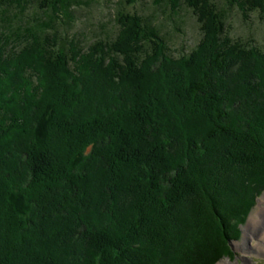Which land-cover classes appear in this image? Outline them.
Segmentation results:
<instances>
[{
	"label": "trees",
	"instance_id": "obj_1",
	"mask_svg": "<svg viewBox=\"0 0 264 264\" xmlns=\"http://www.w3.org/2000/svg\"><path fill=\"white\" fill-rule=\"evenodd\" d=\"M141 1L117 0L116 22L132 24V37L126 46L110 41L112 78L97 90L98 71L77 67L67 32L68 18L93 0H37L33 13L27 0H0V46L9 52L0 47V264H215L234 255L228 241L240 236L257 193L251 188L264 182V103L259 117L233 110L232 57L223 45L232 10L246 15L247 4L264 0H184L208 23L179 55L136 10ZM155 2L175 12L179 0ZM14 38L39 45L48 72L35 61L6 65ZM56 128L64 132L61 164L52 150ZM215 161L240 177L237 203H222L231 187L223 166L211 168ZM104 162L107 183L96 172ZM128 172L137 195L122 223L117 198ZM189 197L186 229L176 211ZM85 232L94 234L89 262L76 245Z\"/></svg>",
	"mask_w": 264,
	"mask_h": 264
},
{
	"label": "rangeland",
	"instance_id": "obj_2",
	"mask_svg": "<svg viewBox=\"0 0 264 264\" xmlns=\"http://www.w3.org/2000/svg\"><path fill=\"white\" fill-rule=\"evenodd\" d=\"M27 2L31 6L28 7L27 10L32 13L37 10V0H27ZM33 2L35 3L32 4ZM116 3L119 4L117 0H93L88 8L84 7L83 10L75 12L73 17L68 18L72 28L67 32L74 42L73 50L76 65L80 69H83L81 66H84L89 74L93 69L98 71L99 75L95 77V80L98 79L96 86L97 90L103 89L102 87H105V82L110 81V78H112L109 63L112 54L115 53V47L110 41L116 39L121 45L126 46L129 44V40L132 37V24L121 25L119 27L116 22L118 17L116 14ZM177 5L176 10H174L175 12H161L155 0H142L136 5V10L148 18L152 28L161 29L160 32H164L163 34L166 38L174 44L175 54L179 55L186 50H190L196 44L200 38L202 27L205 28L208 22L205 20V11H203V13L200 12V15H194L191 10L184 9V0H179ZM247 7L249 10L246 15L237 7L232 10L227 22V41L223 47H227V53L232 57L230 60V72L227 74H229L230 79V95L233 96V110L237 111V115H240L249 111L250 108L249 112L259 117V115H261V107L264 103V5L261 7H257L256 5V7L251 9V4H247ZM127 8L130 12L134 11V8L131 6ZM158 13L161 16L160 18L158 17ZM203 24L205 26H203ZM5 39L3 35L0 36V45L1 43L5 44ZM25 42L26 41L20 43L14 38L13 45L16 48L14 51L15 56L13 58L8 56L6 65L20 63L21 65L25 64L27 66L25 62H28L30 66L31 64L29 61H35L34 68L36 70L42 69L44 72H48V63H45L48 59L44 60V58L42 59L36 56L41 54L39 45ZM22 45L27 46L22 48ZM19 48H22L21 51H19ZM240 48L245 49V51L241 52L242 50ZM2 50L8 52V49L5 50L2 48ZM43 51H45L44 57H47L48 52H46V50ZM257 60H261V64H259L260 61L257 62ZM101 62L103 65H100ZM121 64L118 63V67H120V71H123L124 66ZM256 77H259L258 83H254ZM232 80L234 81L232 82ZM250 83L251 85L253 84L254 87L253 85L250 86ZM252 89H255V91L252 92ZM251 96H254V98ZM31 112L30 109H27L25 114L29 116ZM62 137H64V132L60 128L53 130L51 137L54 148L52 149L53 157L60 164L64 159H67L66 152L62 150V147L60 148ZM20 148L24 149V144H22ZM213 163L214 166H211V168L223 166L222 163L218 161ZM232 166L233 165L230 167ZM106 167L104 162L103 164H98L96 169L99 179H102L104 183L108 181L106 177ZM222 168V171L225 172L224 176L228 178L227 181L231 190L222 196L221 201L226 205L237 203L244 195L242 192L244 187L242 186L243 183L234 170L227 173L229 167L227 166V169H225L223 166ZM24 176L25 173H21L19 178L24 179ZM253 181H255V179L252 180L250 186L253 185ZM122 185L123 188L118 193L117 198V215L118 219L122 223H125L132 215L133 203L137 195L135 191V180H133V174H131V172L126 174ZM259 185L260 188H255ZM254 186L251 188L250 193H252L254 189H257L255 190L257 193L253 198L254 202L251 205L250 212L247 214L245 220L242 221L243 223H238L241 231L240 236L239 238H230L228 241L234 255H223L215 264L227 261V259H229L232 264L236 262L239 264H264V255L258 254L256 250L253 249V244L256 243V235L254 233L252 238L247 239L241 248V243L244 241L245 237L244 229L248 226L247 224H249L251 216L254 215L257 219L258 212L261 211V213L264 214L262 212L264 211V201H261L264 197V182L255 184ZM180 204L181 205L176 211V217L184 224V227L188 229L192 220L195 198L189 197L185 200H181ZM212 212H214V210ZM97 213L101 220L100 222H102L104 210L99 208ZM262 214L260 215L262 216ZM53 225L52 227H54ZM234 225L235 224H232L230 229L233 228ZM78 239L79 241L76 243L77 249L80 255L87 260L86 262H89L94 252V234H92V232L91 234L85 232V237H80ZM245 250H249L250 252L246 253ZM245 255L248 257L247 262H244L243 257Z\"/></svg>",
	"mask_w": 264,
	"mask_h": 264
},
{
	"label": "bare ground",
	"instance_id": "obj_3",
	"mask_svg": "<svg viewBox=\"0 0 264 264\" xmlns=\"http://www.w3.org/2000/svg\"><path fill=\"white\" fill-rule=\"evenodd\" d=\"M262 199L263 200H261V201H264V197ZM262 212L264 213V211H262ZM260 214H262L261 211L258 212V214H257L258 218L257 219L254 217V215L251 216L249 224H247L248 226H246L244 229L245 230V237H244V241L241 243V248L247 239L252 238L253 233H254L256 235V243L253 244V249L256 250V252L258 254L264 255V217H263L264 214H262V216ZM243 248H245V247H243ZM245 252L247 253L250 251L245 250ZM243 258H244V262H247L248 257H246V255H245ZM230 262L231 261L229 259H227V261H222L219 264H232ZM234 264H239V263L236 262Z\"/></svg>",
	"mask_w": 264,
	"mask_h": 264
}]
</instances>
